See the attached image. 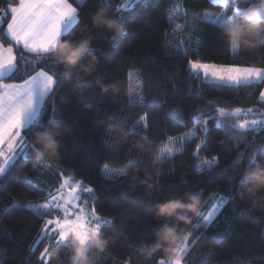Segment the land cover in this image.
Masks as SVG:
<instances>
[{
  "label": "trees",
  "instance_id": "obj_1",
  "mask_svg": "<svg viewBox=\"0 0 264 264\" xmlns=\"http://www.w3.org/2000/svg\"><path fill=\"white\" fill-rule=\"evenodd\" d=\"M123 1L111 0L113 11L119 9ZM253 2L260 0H241L249 6ZM6 3L8 0H0V8ZM104 3L105 0H90L81 16V25L70 37L77 42V47L87 43L95 49V56L83 62L80 75L65 77L55 98V113L51 104L42 113V123L53 115L56 120L52 132L57 148L45 155L51 167H44L43 162L37 164L32 152L28 160L21 157L17 161L12 178L0 188V264H41L40 253L47 245L42 243L32 253L30 248L42 222L26 206L43 203L44 192L25 181L42 183L49 189L58 184L60 172L91 185L99 196L97 212L102 218L113 221L103 229L107 247L103 251H92L91 264H156L160 259L168 260L173 255L170 249L184 235L192 230L191 243L197 234L194 230L197 212L209 211L214 194H228L229 189L244 194L235 195L234 203L225 205L212 225L206 230L200 229L203 238L192 245L191 254L184 260L187 264H264V193L254 200L249 199L244 190L239 189L238 180L229 182L236 174L226 171L242 152L245 153L244 167L253 155L257 160L264 155V130L237 142L223 128L214 127L215 121L210 120L211 138L199 158L193 155L195 144H191L182 155H176L167 163L156 161L160 147L167 144V136L193 130L190 115L198 111L207 115L221 107L228 111L264 107L258 102L260 88L240 91L215 88L194 79L187 71L188 60L233 63L225 30L202 24L197 15L203 10L221 12L223 8L211 5L208 0H142L133 10L124 13V22L119 25L121 31L116 33L107 27L99 30L91 27L93 15ZM174 5L177 15L169 21L166 12ZM184 13L188 14L187 21ZM193 23L202 27L203 32L198 28L190 29L180 38L188 42L200 37L202 46L190 49L179 59L166 58L165 47H175L170 35L175 26ZM238 57L235 62L239 65L262 66L264 47L241 48ZM129 73L134 78L133 83L139 78L143 84L145 105L141 108L127 103ZM197 88L202 90V95L197 96ZM102 97L107 99L100 103ZM88 104L92 105L91 109L86 107ZM98 107L108 114L104 122H98L104 115L97 112ZM173 109L183 111L187 127L174 126L170 115ZM144 113L148 114L150 123L149 140L159 143L141 148L142 139L129 134L127 127ZM121 117L128 120L124 131H105L108 123L119 126ZM38 139L36 136L35 140ZM214 157L219 161L214 171H196L198 165ZM129 160L133 163L128 164ZM103 163L127 171L128 176L115 183L102 179L100 165ZM198 190L203 194L195 201L196 208L184 210L190 219L160 215L159 207L148 203L164 197H182L193 203L192 196ZM169 219L172 224L162 223ZM169 228L174 229L173 235L164 238ZM157 244L161 246L157 248ZM72 255L69 248L57 252L53 260L55 264H71Z\"/></svg>",
  "mask_w": 264,
  "mask_h": 264
},
{
  "label": "snow or ice",
  "instance_id": "obj_2",
  "mask_svg": "<svg viewBox=\"0 0 264 264\" xmlns=\"http://www.w3.org/2000/svg\"><path fill=\"white\" fill-rule=\"evenodd\" d=\"M89 2L90 0H8V3L0 8V188H3L12 178L17 161L21 157L25 161L28 160L32 152H35L37 164L43 162L44 167H51L45 161V157L40 159L36 156L38 147L35 137L39 136L47 140L53 151L57 148L58 142L52 132V127L56 125L54 115L50 116L46 122H41L42 113L49 104L52 105V111L55 113L56 95L63 87L65 77L69 76V68L57 58V51L66 43L71 45V48L64 51V55L71 53L69 57L71 59L76 56V53L72 51L73 48L82 50L87 47L82 63L96 54V50L87 44H80L77 47L75 46L77 42L70 39L81 25V16ZM141 2L142 0H128L123 9L113 11L111 0H105L99 12L92 17V29H102L100 22L104 20L120 25L124 22V13L133 10L134 6ZM208 2L213 6L223 8L224 11L217 15L203 10L197 15L202 24L215 26L218 30H226L239 18L250 13H258L260 19H264V0H260L259 3L253 2L250 6L247 3H241V0H208ZM176 15V5L166 12L169 21H172ZM183 18L187 21L188 14L184 13ZM197 28L198 25L195 23L190 26L176 25L173 33L170 34L175 47L166 46L165 57L179 59L186 56L190 49L202 46L200 37L188 42L180 38L190 29ZM198 31L203 32V28H198ZM230 48L234 58L233 63L225 65L188 60L187 71L194 79L215 88L234 91L260 88L258 102L264 105V65H239L235 62L239 59V50L234 46ZM133 79L132 74L129 73L127 103L130 107L141 108L145 105V98L142 94L143 84L139 78H135V83ZM6 80L16 82L9 83ZM196 94L197 96L202 95V90L197 88ZM106 99L102 97L100 103ZM86 107L91 109L92 105L88 104ZM96 110L98 113H104L98 122L108 119L105 109L98 107ZM170 115L174 126L187 127L181 109L171 110ZM256 116L260 118H249ZM210 120L215 121L214 127L223 128L230 134L232 140L239 142L245 140L247 135L253 132L264 130V107L260 109L236 108L232 111L221 107L213 109L207 115L198 111L189 118L193 130L183 135L167 136V144L160 147L156 161L167 163L176 155H182L191 144H195L193 155L199 158L201 151L207 149L208 140L211 138V129L208 127ZM127 125L128 120L121 117L119 126L108 123L105 131L122 132ZM149 128L148 114L144 113L135 123L127 127V132L140 137L143 142L139 146L146 148V145L159 143L149 140ZM197 140L200 143H195ZM244 156L245 153H240L233 161L231 168L226 169L236 174L229 178V182L238 180L239 189L249 184V177L255 169L264 168V155H261L259 160L256 155H253L246 167L243 165ZM127 163L132 164L133 160ZM218 166L219 161L214 157L198 165L196 171L210 173ZM100 175L102 179L115 183L117 180L122 181L126 178L128 172L111 168L108 163H103L100 165ZM25 182L44 192L43 203H29L26 206L42 222L37 238L30 248V253H32L42 243L47 245L40 253L41 264H55L53 253L69 249L73 242L81 249L88 250L92 242L98 243L101 238L106 240L103 229L112 225L113 221L102 218L97 212L96 203L99 201V196L91 185H86L83 180L74 179L73 176L66 177L63 172L59 173L58 184L50 189L43 187L42 183L33 184L31 180ZM157 187H159L158 184ZM86 194L91 196V203ZM202 194V190L195 192L192 196L193 203H188L182 197L180 199L164 197L162 200L148 203L158 206L160 215L190 219L185 211L176 212L174 205L180 203L185 209H195V201ZM243 194V191L239 190L233 193L231 189L228 194L215 193L211 210L198 211L196 214L194 230L197 234L192 238L191 243H189V238L192 237V230L184 235L181 243L170 249L173 255L168 260L160 259L156 264H187L184 257L190 255L192 245L203 238L204 233L200 229L206 230L218 218L225 205L230 202L234 203L235 195ZM162 223L170 225L172 220L162 221ZM173 232L174 229L169 228L164 238L171 237ZM160 246L156 245L157 248Z\"/></svg>",
  "mask_w": 264,
  "mask_h": 264
},
{
  "label": "clouds",
  "instance_id": "obj_3",
  "mask_svg": "<svg viewBox=\"0 0 264 264\" xmlns=\"http://www.w3.org/2000/svg\"><path fill=\"white\" fill-rule=\"evenodd\" d=\"M94 23L96 22L94 21ZM100 23L103 27L113 29L116 33L121 31L119 25L110 21L104 20ZM225 35L230 47L234 46L237 50H240L241 48L255 49L264 47V19H260L258 13H250L239 18L234 24L230 25L225 30ZM71 47V45L66 43L62 45L56 53L57 58L60 59L62 63L67 64L69 68V77L81 74L83 57L87 52V47L82 50L73 48L72 51L76 53V56L70 59L69 57L71 56V53L64 55V51ZM85 71H87V69H85ZM100 86L103 87L102 84ZM106 90L107 89H105V91ZM122 134L127 135V133ZM37 144L39 147L36 156L40 159L44 158L45 155L52 150L49 146V142L43 137H39ZM243 190L246 196L253 200L258 194L264 193V168H257L253 171L249 177V184L243 186ZM174 207L176 212L186 210L180 203H177ZM107 243L106 240L101 238L98 243L94 241L88 250H84L73 242L70 246L73 252L71 264H91L89 253L93 250L103 251L107 247ZM53 255H56V253Z\"/></svg>",
  "mask_w": 264,
  "mask_h": 264
},
{
  "label": "rangeland",
  "instance_id": "obj_4",
  "mask_svg": "<svg viewBox=\"0 0 264 264\" xmlns=\"http://www.w3.org/2000/svg\"><path fill=\"white\" fill-rule=\"evenodd\" d=\"M128 2V0H124L123 1V4L119 7V9H123V6H124V4L125 3H127ZM223 11H224V9H223ZM208 12H213V13H216L217 15L220 13V12H214V11H208ZM84 44H87V43H84ZM88 45V44H87ZM80 46V45H79ZM89 46V45H88ZM90 47V46H89ZM243 109V108H242ZM250 118V117H249ZM202 164H204V163H202ZM201 164V165H202ZM109 166V165H108ZM109 167H111V166H109ZM111 168H114V167H111ZM115 169H117V168H115ZM119 170V169H118ZM50 189V188H49ZM87 196H88V199H89V203L91 202V196L89 195V194H86ZM212 203H213V200H212V202L210 203V207H209V211L211 210V206H212ZM184 237V236H183ZM183 237H182V239L179 241V243H181V241L183 240ZM189 242H190V238H189ZM178 243V244H179Z\"/></svg>",
  "mask_w": 264,
  "mask_h": 264
}]
</instances>
